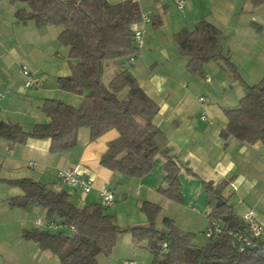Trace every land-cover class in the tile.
Segmentation results:
<instances>
[{"label": "crops", "instance_id": "0c3cea01", "mask_svg": "<svg viewBox=\"0 0 264 264\" xmlns=\"http://www.w3.org/2000/svg\"><path fill=\"white\" fill-rule=\"evenodd\" d=\"M121 1L108 0L111 4ZM132 1L149 20L133 25V29L143 30L142 46L133 63L126 65L139 87L157 104L153 124L179 165L181 201L172 202L158 192L165 163L159 154L153 157L150 172L140 179L115 175L99 164L107 144L118 137L114 129L89 141L88 130L78 128L75 146L60 154L49 152L48 139L11 144L0 138V264H60L57 256L22 236L24 230L47 229L38 226L37 220L42 224L58 220L50 219L36 205L19 209L6 202L23 194L9 182L21 178L44 184L54 192L64 191L77 207L100 203L99 193L104 187L113 190L114 204L106 213L123 231L109 255L95 257L97 264H151L146 242L134 246L127 231L146 225L140 210L143 202L160 207L155 223L158 230L163 229L162 220L167 218L179 230L192 233L194 245L209 243L204 236L209 206L202 181L226 182L222 197L234 214L241 219L252 212L257 222L264 223V145L219 136L226 126L224 111L238 108L246 92L244 84L264 77V3L254 6L252 0H183L179 9L174 0ZM18 7L10 0H0V123L17 124L23 132H30L34 125L49 121L41 110L45 99L77 107L82 96L57 88L56 80L68 76L70 63H75L57 40L60 28L19 23L14 17ZM156 17L161 21L158 27L153 25ZM200 20L226 35L221 50L236 66V74L220 61L206 63L202 76L187 73V59L179 55L173 34L191 30ZM22 66L40 78V87H24ZM62 169L89 175L90 191L82 193L59 181L57 172Z\"/></svg>", "mask_w": 264, "mask_h": 264}, {"label": "trees", "instance_id": "16d2710c", "mask_svg": "<svg viewBox=\"0 0 264 264\" xmlns=\"http://www.w3.org/2000/svg\"><path fill=\"white\" fill-rule=\"evenodd\" d=\"M10 3L20 5L14 14L19 23L60 28L57 40L68 49L67 57L75 63H70L68 76L56 80L57 88L82 98L77 107L45 99L41 110L49 118L48 123L36 124L30 132H23L17 124L1 122L0 138L11 144L48 139L49 152L60 154L75 146L78 128L88 130L89 141L114 129L118 137L107 144L99 164L115 175L140 179L150 172L153 157L159 154L165 163L158 192L172 202H180L179 165L169 155L164 136L153 124L157 104L139 87L126 65L128 58H135L139 52L133 42V25L141 16L136 2L10 0ZM252 3L256 6L264 0H252ZM160 24L156 17L153 25ZM225 38L221 30L204 20L196 22L191 30L181 29L173 34L179 55L187 59L185 69L194 76H202L203 66L210 61H220L237 73L228 55L222 53ZM103 62H111L115 69L106 85L101 76ZM244 85L246 92L238 108L224 111L227 121L219 136L264 145V77L257 83ZM9 182L23 192L21 196L7 199L9 207L27 209L36 205L44 209L50 219L73 227L72 231L65 228L22 232L25 239L57 256L60 264H97L98 254L111 253L123 230L100 203L77 207L64 191L54 192L27 178ZM201 185L208 198V219L220 228L209 243L194 245L192 233L179 230L167 218L162 220L163 229L158 230L155 223L160 207L143 202L140 210L146 217V225L127 229L134 246L146 242V249L152 256L151 264H264V238L254 239V244L241 252L232 245L228 232L244 229L245 225L222 197L226 182L202 181Z\"/></svg>", "mask_w": 264, "mask_h": 264}, {"label": "built area", "instance_id": "2783aa9c", "mask_svg": "<svg viewBox=\"0 0 264 264\" xmlns=\"http://www.w3.org/2000/svg\"><path fill=\"white\" fill-rule=\"evenodd\" d=\"M177 8H182L183 0H174ZM149 18L145 14H141L140 21H148ZM139 21V22H140ZM142 34L143 30L134 29L133 42L134 45L140 49L142 46ZM134 61L133 57L128 58V63L132 64ZM21 73L25 77L24 87L27 89H34L41 86L40 78L32 74L29 69L25 66L21 67ZM2 95L0 93V99ZM203 101V98H200ZM204 119V118H203ZM32 165V163H29ZM59 181L68 186L70 189L80 190L82 193H88L91 189V178L89 175H81L74 169H62L57 172ZM100 205L108 208L114 204V192L108 187H104L100 190ZM241 221L244 223V229H238L229 231L228 234L232 237V245L237 251H243L244 248L250 247L254 244V239L264 238V223H259L255 220L252 212H246L242 215ZM38 226L44 225L48 230L55 231L59 229L68 228L70 231L73 227H68L58 221H49L42 224L39 220L36 221ZM220 232V228L217 223L213 220H209V225L204 232V236L210 239L214 234ZM165 247V243L163 244Z\"/></svg>", "mask_w": 264, "mask_h": 264}, {"label": "rangeland", "instance_id": "374dc122", "mask_svg": "<svg viewBox=\"0 0 264 264\" xmlns=\"http://www.w3.org/2000/svg\"><path fill=\"white\" fill-rule=\"evenodd\" d=\"M101 69H102V75H101L102 76V82H103V84L106 85L109 82V80L111 79V77L113 76L115 69L112 70V63L111 62H103L101 64ZM201 238H203V237H201Z\"/></svg>", "mask_w": 264, "mask_h": 264}]
</instances>
